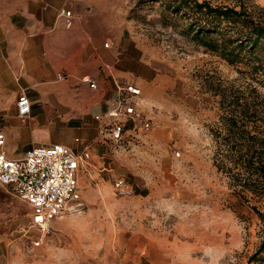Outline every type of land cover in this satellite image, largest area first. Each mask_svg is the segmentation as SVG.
<instances>
[{
    "label": "rangeland",
    "instance_id": "rangeland-1",
    "mask_svg": "<svg viewBox=\"0 0 264 264\" xmlns=\"http://www.w3.org/2000/svg\"><path fill=\"white\" fill-rule=\"evenodd\" d=\"M139 1L86 0L82 13L101 11L102 42L113 47L121 40L122 70L133 79L158 78L143 103L151 131L123 147L108 142L93 149L80 203L52 222L46 238L32 226L30 206L0 186V264H264V252L249 262L264 241V221L253 210L264 213V198H239L214 165L221 115L215 93L244 91L251 82L247 68L198 47L180 22L165 18L160 2ZM207 1L242 2L256 15L264 10V0ZM0 67L7 69L3 61ZM6 78L13 81L10 71ZM56 122L46 133L54 143L81 150L96 135ZM6 125L28 132L16 119H0V128ZM117 177L131 196L116 192Z\"/></svg>",
    "mask_w": 264,
    "mask_h": 264
},
{
    "label": "crops",
    "instance_id": "crops-1",
    "mask_svg": "<svg viewBox=\"0 0 264 264\" xmlns=\"http://www.w3.org/2000/svg\"><path fill=\"white\" fill-rule=\"evenodd\" d=\"M88 5L86 0H0V61L7 65V69L0 67V119H16L28 130L23 133L7 125L0 128L6 134L11 158L21 157L32 147L59 144L46 139L57 119L77 124L78 129L87 130V136L95 131L91 144L103 148L108 142L100 138L95 117L116 105L120 86L134 84L142 89L141 109L149 117L143 103L158 78L133 79L130 72L122 70L121 40L105 49L101 11L83 14ZM65 8L76 15L71 25L60 15ZM7 71L13 76L11 83ZM60 73H65L64 80L58 78ZM86 78L95 81L97 89H91ZM23 93L32 107L25 120L17 115V101ZM21 148L27 150L19 155L16 150Z\"/></svg>",
    "mask_w": 264,
    "mask_h": 264
},
{
    "label": "trees",
    "instance_id": "trees-1",
    "mask_svg": "<svg viewBox=\"0 0 264 264\" xmlns=\"http://www.w3.org/2000/svg\"><path fill=\"white\" fill-rule=\"evenodd\" d=\"M160 2L169 21L180 22L185 35L206 52L230 65L244 64L251 78L244 91L228 88L220 97L221 115L213 131L214 165L233 183L241 199L264 198V10L244 3L214 6L207 0H140ZM261 11V10H260ZM255 82V83H254ZM258 85H257V84ZM264 221V213L253 207ZM264 252V241L249 262Z\"/></svg>",
    "mask_w": 264,
    "mask_h": 264
},
{
    "label": "built area",
    "instance_id": "built-area-1",
    "mask_svg": "<svg viewBox=\"0 0 264 264\" xmlns=\"http://www.w3.org/2000/svg\"><path fill=\"white\" fill-rule=\"evenodd\" d=\"M60 15L66 25H71L76 17L66 8ZM105 47L109 49L111 44L107 42ZM58 78L64 80L66 75L60 73ZM84 82L91 89H97L95 81L86 78ZM118 89L116 105L103 115H97L95 121L100 124V138L123 147L131 144L137 134L151 131L152 123L141 109L142 89L134 84ZM17 109L21 120L30 117L32 107L26 94L19 96ZM75 143L79 145L81 140L77 138ZM93 146L86 144L76 150L62 144L40 145L28 149L19 158H11L6 151V134L0 132V185L30 206L31 224L44 238L53 233L51 224L54 220L80 203L81 180L93 157ZM115 190L124 196L132 195V189L123 177L115 179ZM40 245L41 242L35 243L37 247Z\"/></svg>",
    "mask_w": 264,
    "mask_h": 264
}]
</instances>
